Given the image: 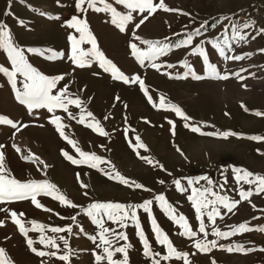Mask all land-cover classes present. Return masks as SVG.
Wrapping results in <instances>:
<instances>
[{
  "label": "rangeland",
  "instance_id": "rangeland-1",
  "mask_svg": "<svg viewBox=\"0 0 264 264\" xmlns=\"http://www.w3.org/2000/svg\"><path fill=\"white\" fill-rule=\"evenodd\" d=\"M106 2L118 12H128L115 0ZM159 2L153 0L154 5ZM76 4L77 0H0V23L6 25L14 45L24 50L28 63L48 77H64L51 94L56 95L66 87L68 99L82 101L80 107L68 104V112L56 108L50 113L47 108H34L29 114L27 106L17 101L8 74L0 72V116L12 120L20 129L17 131L11 125L0 123V145L4 146L0 151L4 153L7 173L21 182L47 180L77 205L75 208L63 206L51 196L41 194L38 201L51 211L35 207L30 199L2 203L0 209L15 211L18 216L24 213L19 218L25 228H32L31 221L47 226L44 235L57 238L61 254L66 250L58 237L64 236L70 249L69 264H107L106 260H96V255H103V252L97 247L98 239L94 242L91 237H98L100 228L84 211L96 202L133 206L129 217L134 211L136 219H126L123 228L108 220L106 215L98 217L105 228L126 235L127 240H116L111 233L107 238L113 241V247L129 245L128 264H153L152 258L144 255L140 231L152 252L160 254L156 257L160 264H184L182 258H161L168 254V249L158 242L153 220L178 252L189 254L191 264H213V261L215 264H264V251H260L264 249V231L241 232L227 238L212 235L213 229L231 232L234 226L245 222L253 229L264 226V193L257 194L254 184L238 181L234 171L240 169L241 174L248 171L254 176H264V139H251L264 138V32L261 31L264 29V0H164L169 9L177 11L158 8L139 28L136 25L148 12H133V20L124 32L111 23L109 12L95 11L87 3L82 5L84 10L81 11ZM96 7L102 8L103 4L97 0ZM74 16L86 22L99 50L130 81L133 77L143 81L147 95L139 83L114 80L94 58H88L92 60L91 66L83 68L68 59L71 54L69 36L79 39L81 35L67 26L66 22ZM245 24L249 27L244 28ZM237 31L246 39H234ZM134 32L140 39H135ZM189 34L192 35L191 44L175 47ZM170 39L175 43L166 42ZM143 40L161 41L169 50L154 61L145 60L141 64L132 54L130 44L135 43L146 51L148 45L142 43ZM216 44L224 47L227 56L240 55L244 59H225L214 46ZM198 46L204 48L208 63L221 75L227 74L229 79L196 80L191 74L176 78L188 72L184 62L196 75L207 76L204 58L193 54ZM78 47L88 51L92 45L86 40ZM29 48L39 49L43 54L28 52ZM52 53L64 55L49 59ZM152 63L159 68L152 67ZM0 66L12 70L7 51L2 47ZM23 83L24 77L17 74V89L22 91ZM162 97L163 107L160 105ZM170 105L178 106L189 119L178 116ZM88 112L92 117L87 116ZM82 115L84 124L78 123ZM55 116L61 118L68 140L105 163L92 168L88 163L73 164L66 159L62 152L76 160L82 158L50 122ZM96 121L106 135L86 126ZM192 127L199 131L193 132ZM222 133L235 135L224 138ZM137 137L145 147L137 146ZM149 159L151 164L147 162ZM105 173L114 177L119 173L129 184L121 183L118 177L110 179ZM177 180L180 188L175 183ZM189 180L193 182L191 185ZM81 182L87 187H81ZM135 184L142 187L136 188ZM193 187L210 188L228 197L229 202L239 201L231 212L217 204L220 215L215 217L214 223L207 216L212 206L202 210L208 233L206 241L217 242L216 247L209 245L210 251L206 253L193 246L194 241H205L204 234L199 232L200 220L188 199ZM249 190L252 191L249 199L241 200L239 193ZM161 195L177 218L180 215L186 218L197 233L195 237L181 234V225L156 199ZM214 198L209 196V199ZM145 201H151L148 211L139 207ZM8 212L0 211V220L4 221V226L0 227V248L5 249L14 264H65L55 257L42 258L31 252L26 239L38 241L41 233L29 231L25 237ZM51 227H71L72 231L53 233L49 230ZM237 245H243L245 251L226 250ZM34 247L55 251L39 243H34ZM114 259H122V254L116 253Z\"/></svg>",
  "mask_w": 264,
  "mask_h": 264
},
{
  "label": "snow or ice",
  "instance_id": "snow-or-ice-1",
  "mask_svg": "<svg viewBox=\"0 0 264 264\" xmlns=\"http://www.w3.org/2000/svg\"><path fill=\"white\" fill-rule=\"evenodd\" d=\"M100 3L103 4L102 8L96 7L97 0H77L76 7L78 10L83 11L82 5L87 3L89 7L93 8L95 11H103V12H109L111 14V23L114 24L121 32H124L126 29V26L129 22L133 20L132 13L139 11L140 13H144L145 11L148 12L147 16H144V18L140 21L139 24L136 25V28H139L141 24H143L147 19L148 16H151L155 13V11L159 9H163L164 11H177L176 9H169L165 4L164 0H160L158 4H153V0H115L117 4L123 5L126 9H128V12L121 13L116 10L111 4L107 3L106 0H99ZM7 14V13H6ZM67 26L69 28H74L77 32H79L80 38L77 39L75 36L70 35L69 41L71 42V54L68 56V59L72 61V63L80 68L83 67H90L91 66V59L88 58H94L96 62L99 63V66L105 71L110 72L112 75V78L114 80H122L124 83H139L142 90L145 91V94L147 95V91L145 89L144 83L142 80H140L139 77H133L131 81L127 76L124 75L123 72H121L117 66L109 59L106 58L104 53L99 50L95 37L92 36V34L87 30V24L85 21L77 18L72 17L70 21H67ZM244 28L249 27L248 24L243 25ZM199 30H197L198 32ZM262 32H264V29H261ZM135 39H140L138 36H135V32L133 33ZM234 39L244 40L246 37L244 35H241L240 32L234 33ZM87 40V42L91 43L92 47L88 51H84L80 49L78 46L82 43H84ZM192 41V35L189 34L187 39L181 41L179 44L175 45V47H184L189 44H191ZM145 45H148V49L146 51L141 50L137 44L132 43L130 44V48L132 50V54L136 57V59L143 64L145 60L147 61H154L157 57L160 55L166 54L168 49L167 45H164L161 41H147L143 40L141 41ZM227 43V42H226ZM217 47L219 54L224 57L225 59H232V60H242L244 59L243 56L236 55V56H227L225 54L224 47H220L219 44L214 45ZM0 47L4 48L7 51V55L11 61L12 64V70L10 71L7 68H4L3 66H0V72H5L8 74L10 78V82L12 84L13 90L15 92V97L17 101L20 104L26 105L29 114H31L32 110L34 108H47L48 112L52 113L54 109L60 108L63 109L65 112H68V104H74L77 107H80L82 104V101L79 98L76 99H68L67 98V88L61 89L58 91L56 95H52V89L55 87L57 82L59 80H62L63 76H57V77H48L42 73H40L37 69L32 67L31 64L28 63L27 59L24 55V50L16 47L14 43L11 40V36L9 31L6 28V25L3 23H0ZM28 52L32 53H40L39 49L35 48H29L27 49ZM51 51V50H49ZM264 51V50H262ZM43 54V53H40ZM193 54H198L204 58L205 61V71L207 73V76H200L196 75L194 71L190 68V66L187 65L186 62H184V66L187 67L189 70L185 73L184 77H176V78H186L189 74L193 76L196 80L205 79L208 77L214 78V79H220V80H227L229 79V76L227 74L221 75L217 68L208 63V57L205 53V50L203 47H196L193 49ZM63 53H52L48 58L49 59H56V58H62ZM154 68H159V66L155 63L151 64ZM169 67H172V65H169ZM17 74H20L24 77V83H23V90L17 89L16 87V76ZM235 75L239 76V73H235ZM118 99V98H117ZM149 100H151V97H149ZM67 101V102H66ZM161 107L164 106V99L161 98L160 101ZM171 110L175 111L178 116L183 117L184 119H189L185 116L183 111L176 105H170L169 106ZM257 115H260L259 112L256 113ZM71 116V114L69 113ZM88 117H92V113H87ZM73 119L75 117H72ZM107 119V117H106ZM61 118L59 116H55L51 119V123L56 125L57 131L59 132L60 136L66 140L68 138L65 136V133L63 131V126L60 123ZM0 123H5L8 125H11L14 129L19 131L20 129L17 128V124L14 123L12 120L7 119L6 117L0 116ZM78 123L84 124L85 123V117L82 115L79 119ZM169 123H172L169 121ZM87 127H90L93 129V131L98 132L100 135H106L103 128L99 126V122L96 121L95 123H88L86 124ZM24 127H27V125H24ZM185 127H189L188 124H185ZM191 130L193 132L199 131V128L192 127ZM173 134H174V125H173ZM205 135H214V133H204ZM224 138H227L229 135H235L234 133H222L221 134ZM251 139H264L262 137H251ZM70 144L73 145V147L76 148V151L79 153L80 157L82 159L76 160L72 156H70L67 152H62V154L65 156L66 159L70 160L73 164H80V163H88L90 167L97 168L99 164L105 163L100 157L96 156L94 153H86L81 151L78 147H76V144L74 141L68 140ZM137 146L138 147H145L142 143L139 141V137H137ZM4 146L0 145V149H2ZM17 151L19 149L17 148ZM143 158V157H142ZM22 159H31V157H22ZM36 159H39L38 157ZM147 159V158H143ZM4 153L0 151V204L10 201H16V200H28L30 199L32 204L37 208H42L45 211H51L50 209H46L43 207V205L40 204L37 197L41 194L51 196L53 199L58 200L63 206L67 207H77L72 201H70L64 194L59 192V189L54 185L51 184L49 181H28V182H21L14 177H11L10 174L7 173V170L5 168L4 164ZM149 164L152 163V161L149 159L147 160ZM43 164V161H41ZM45 168H47V165H44ZM237 174V180L238 181H244L249 184L256 185V192L264 193V176L255 175L248 171H243L241 174L240 169L234 170ZM109 176L110 179L119 178V181L124 184H129V181L120 176L119 173H116L115 177L111 175V173H105ZM252 179H249V178ZM77 179L79 180V174L77 175ZM201 179H207V177H202ZM177 188H180V182L177 180L176 182ZM193 182L189 180V184L191 185ZM209 184L212 182L209 180ZM131 186V185H130ZM136 188L142 187L140 184L134 185ZM81 187L86 188L87 185H84L81 182ZM223 186L221 185V188ZM87 193H85L86 195ZM241 200H248L249 197L252 195V191H241L239 193ZM209 196L215 197L214 199H209ZM156 199H158L161 202V206L164 207L170 216L174 220H176V223L180 224L183 228L182 235H185L189 238H193L197 235L195 231H193L190 226L188 225V222L186 218L183 215H180L178 218L174 215V210L170 208L165 202V198L161 195L158 196ZM188 199L192 202L193 207L195 209L197 219L200 220L199 225V232L203 233L205 236V241H194V247L199 252H208L210 251L209 245L211 247H216L217 242L215 240L212 241H206V238L208 236V233L206 232L205 225L202 220V210L207 209L209 206H212L211 211L207 213V216L210 221L213 223L215 222V217L219 216L220 213L218 209L216 208V205L219 204L225 208L229 212H231L234 208L237 207L239 201H233L229 202L228 197L219 195L218 193L212 191L210 188H204L199 189L196 187H193L191 189V195H189ZM151 204V201H145L144 204L140 205L139 207H142L145 211L149 210V205ZM254 207V206H253ZM132 205H128L127 207L122 204L118 203H92L89 205V207L84 210L86 214L92 218L93 223L99 226L100 232L98 234V237H91L93 241H97V247L102 248L103 255L97 254L96 260L97 262H100L102 260H106L107 264H128V247L129 245L124 244L118 247H113V241L109 238H107V234L111 233L113 237L116 240H127L126 235L123 232H118L116 229H109L105 228L102 219H99L101 215H106L108 220L112 221L114 224H118L121 228L126 227L124 221L126 219H136L135 212H131V217H129V210L132 209ZM0 211L8 212L7 209H0ZM8 214L12 218V222L18 226V230L22 235L25 237L28 236L29 231H38L41 233L39 236L38 241H33L31 238L26 239L27 246L31 252H33L35 255L39 257H55L61 261H64L65 264H69L70 261V249L68 248V240L64 236H59L58 239L62 242L64 249L66 250L63 254L60 252V244L57 243V238L54 237H48L44 235L45 228L47 226L39 224L36 221H31L32 228H25L24 223L21 221L19 217H23L24 213L18 214L15 211H10ZM72 219L75 221L76 217H72ZM153 228L157 235V240L160 244L166 245L168 249V254L162 256L161 258L163 260H169L170 258L176 257V258H182L184 260V264H191V261L189 260V254L188 253H180L178 252L175 247L172 245L171 241H169L168 237L164 235L159 227L156 225L155 220H153ZM4 226V221L0 220V227ZM139 227V225H137ZM53 233H61V232H71V227L68 228H61V227H51L49 229ZM264 231V226H259L256 229L250 228L248 226V223H242L238 226H234L233 230L231 232H223L218 229H213L212 235L220 237V238H227L230 235H236L237 233L241 232H247V231ZM138 235L141 238V241L144 245V255L146 257L152 258L153 264H160V260L156 259V257L160 256L159 253H153L147 239L144 237V234L142 231L138 233ZM34 243H39L40 245H43L45 248H52L55 249V251H43L39 250L36 247H34ZM223 247V245H221ZM229 252H244L245 249L243 245H237L235 247L229 246L227 249ZM255 249H247V251H254ZM260 251H264V249H260ZM116 253L122 254V259L116 260L114 259V256ZM195 253H193L194 255ZM0 264H14V262L11 260L10 257L7 256V253L5 249L0 248ZM213 264L215 262L213 261Z\"/></svg>",
  "mask_w": 264,
  "mask_h": 264
},
{
  "label": "trees",
  "instance_id": "trees-1",
  "mask_svg": "<svg viewBox=\"0 0 264 264\" xmlns=\"http://www.w3.org/2000/svg\"><path fill=\"white\" fill-rule=\"evenodd\" d=\"M179 35H180V34H179ZM176 36H178V35H176ZM176 36H175V37H176ZM175 39H176V38H175ZM166 42H167V43H171V44H174V43H175L174 39L167 40Z\"/></svg>",
  "mask_w": 264,
  "mask_h": 264
}]
</instances>
